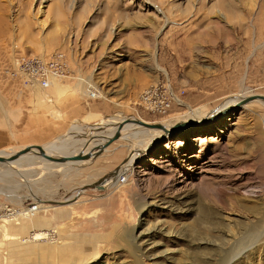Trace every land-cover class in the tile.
Segmentation results:
<instances>
[{"label":"rangeland","instance_id":"374dc122","mask_svg":"<svg viewBox=\"0 0 264 264\" xmlns=\"http://www.w3.org/2000/svg\"><path fill=\"white\" fill-rule=\"evenodd\" d=\"M55 52L68 89L39 99L14 58ZM157 84L178 98L165 113L143 99ZM252 94L264 95V0H0V155H73L109 120L173 126L188 119L182 103L205 118ZM190 126L126 167L138 146L121 137L77 164L0 163V214L17 212L0 221V264H264V104ZM31 191L45 207L24 217Z\"/></svg>","mask_w":264,"mask_h":264},{"label":"bare ground","instance_id":"6f19581e","mask_svg":"<svg viewBox=\"0 0 264 264\" xmlns=\"http://www.w3.org/2000/svg\"><path fill=\"white\" fill-rule=\"evenodd\" d=\"M161 12V11H160ZM156 67L159 69V70H161L162 72H164L160 67H159V65H156ZM53 81V82H52ZM35 84H38V83H35ZM52 84V85H51ZM51 85V87L54 89V91H57L59 94H62L63 92L65 93V91L67 90V87H65V85H62V84H60L58 81H57V78L56 77H51L50 78V80H49V86ZM48 86V87H49ZM89 95H90V93H89ZM242 96V98H244V97H246V95H241ZM241 98V99H242ZM235 99V98H234ZM241 99H236V100H232V101H230V102H227V103H225V104H223V106H221L220 108H219V110L217 111V112H224V113H228L229 111H231L232 109H233V107H234V105H235V103H237V102H239ZM260 101V100H259ZM261 103H263L264 104V102H262V101H260ZM182 104H184L187 108H188V110H189V116L187 117L188 119L185 121V122H183L182 124H180V126L178 127L179 129L181 128V130L182 129H185L186 127H191L190 126V123L192 122V121H195V122H200L201 120L203 121L205 118H208V117H203V115L202 114H199V111L198 110H196V109H192V108H190V106L188 105V104H185V103H182ZM210 116V115H209ZM137 120H139V119H137ZM123 120H119V121H117V122H114L113 120H109L107 123H105V124H108V125H113V126H115V127H113V128H111V129H113L112 130V132L111 133H108V134H102V135H100V139H94V140H98L96 143L94 142V143H85V144H83L82 145V147L79 149V150H77V152L78 151H81L82 150V152L83 153H88V152H92L93 150H95V148H98V147H100L102 144H103V142L108 138V137H110L112 134H113V132H115V129L114 128H117V125L120 123V122H122ZM189 121V122H188ZM211 120H209V122H210ZM116 123V124H115ZM171 125H168V124H164L162 127H164V128H166V130H168V131H162L161 129H152V128H146V127H143V126H140V125H138L136 122H134V121H131V122H128V123H125V124H123L122 125V128H121V130H120V137L121 138H123V139H129V140H132L134 143H135V145H137L136 147L137 148H135V150H134V152L135 153H133V155L131 156V158H130V160H129V162L124 166V167H126V166H128V165H130V163L134 160H137V158L139 157V155H140V153H141V151H147V150H149L152 146H153V143L157 140V138L159 139L161 136L160 135H167L170 131H169V127H170ZM110 131V130H109ZM105 132V131H104ZM148 133V136H150V141H148L149 143H147V145H149V146H147L148 148L147 149H145V148H143L145 145V139H143V135L142 134H145V133ZM102 133V132H101ZM173 133V132H172ZM145 136V135H144ZM160 136V137H159ZM145 138V137H144ZM71 145V144H70ZM45 146H43V148H44ZM142 147V148H141ZM71 147H69V146H66L65 144H59V145H48L47 147H45L44 148V150H45V152L47 153V154H49V155H52V156H60V155H70V153H69V149H70ZM89 149V150H88ZM71 150V149H70ZM75 152V151H74ZM16 153V152H15ZM15 153H12V154H10V155H7V156H5V157H8V156H11V155H13V154H15ZM57 154V155H56ZM2 156H4V155H2ZM19 159H23V160H30V159H32V160H30V161H33V160H36V159H40L41 161H44V162H49V164L51 163L50 161H47V160H45V159H43L42 157H40L38 154H37V150L35 149L34 151H30V152H28V153H25V154H22V155H20L18 158H16V159H14L13 161H10V162H6L5 164H7V165H11L13 162H15V161H17V160H19ZM78 162H83V161H76V162H71V163H78ZM86 162V161H85ZM52 163H54V164H56V165H58V166H63V165H67V162L66 163H56V162H52ZM121 168L120 170H119V172H116L115 174H116V177H114V178H111V179H107L106 181H105V185H117V178H118V176L119 175H117V174H120V173H122L124 170H125V168ZM8 171H9V169H8ZM65 171V172H64ZM64 175L65 176H67L69 173H66L67 172V169L66 168H64ZM12 172V171H11ZM104 185V186H105ZM102 186V185H101ZM39 190V189H38ZM240 191V190H239ZM43 192V191H42ZM242 192V191H241ZM36 193L37 192H32L31 191V193H30V195L31 196H33V198L35 199V201L36 202H38V204H37V206H35V208L33 209V208H29L30 210H27L26 212L24 211L23 212V216L24 217H28V216H33L36 212H37V210H40V209H42L43 207H45V205L42 203V201L37 197V195H36ZM245 193H248V194H252L253 192L252 191H250V190H247V191H245ZM257 208V207H256ZM255 207L254 208H251V210L253 209L254 211H256L257 209H256ZM34 210H36V211H34ZM29 211V212H28ZM28 212V213H27ZM6 214H11L10 216H13L14 215V218L17 216L16 214H17V212H8V213H4V214H0V220H2V219H4L3 218V216L4 215H6ZM28 215V216H27ZM44 233H39V234H37V235H35V240L36 239H40V238H43V235ZM46 236V235H45Z\"/></svg>","mask_w":264,"mask_h":264},{"label":"built area","instance_id":"2783aa9c","mask_svg":"<svg viewBox=\"0 0 264 264\" xmlns=\"http://www.w3.org/2000/svg\"><path fill=\"white\" fill-rule=\"evenodd\" d=\"M14 60L13 74L18 76L23 84L38 83L41 87L47 88L51 77L61 78L68 73L67 57L64 52H55L48 57L18 53ZM90 96H95L93 91H90ZM143 99L152 104L154 108L152 110L160 113H165L172 102L178 100L169 84L151 87L144 92ZM35 206L32 205L31 208L34 209Z\"/></svg>","mask_w":264,"mask_h":264},{"label":"water","instance_id":"95a60500","mask_svg":"<svg viewBox=\"0 0 264 264\" xmlns=\"http://www.w3.org/2000/svg\"><path fill=\"white\" fill-rule=\"evenodd\" d=\"M252 100H260L262 102H264V95L261 94H252V95H248L244 98H242L239 102L235 103L234 107H239L244 103L250 102ZM233 107V108H234ZM223 112V111H222ZM222 112H217V110H212L211 114H209L210 116H208V118H205L203 121L201 120L200 122H195L192 121L190 123L194 124V123H204L206 121L211 120L212 118H214L216 115L221 114ZM224 113V112H223ZM134 121L136 122L138 125L146 127V128H152V129H161L162 131H168L166 130V128L162 127L163 125L160 124H151L148 122H144L142 120H137L134 117H128L126 119H124L122 122H120L117 125V128L115 130V132H113V134L108 137L103 144L98 147L95 148V150H93L91 153H83L82 151L77 152L76 154L73 155H62V156H52L49 155L45 152L44 148L42 147V145H27L24 146L21 150H19L18 152H16L15 154L5 157L0 155V163H6V162H10L13 161L14 159L18 158L20 155L28 153L30 151H34L35 149L37 150V154L42 157L43 159L50 161V162H56V163H71V162H76V161H87L90 158L96 157L98 156L110 143H112L113 141L117 140L118 138H120V130L122 128V125L128 122ZM100 125V124H99ZM101 126V125H100ZM180 126V123L177 122L175 123L173 126L169 127V131L177 129ZM88 142V141H86ZM84 142V144L86 143ZM99 187H102L101 185H99ZM75 200V199H74ZM56 205H62L63 202H55Z\"/></svg>","mask_w":264,"mask_h":264},{"label":"crops","instance_id":"0c3cea01","mask_svg":"<svg viewBox=\"0 0 264 264\" xmlns=\"http://www.w3.org/2000/svg\"><path fill=\"white\" fill-rule=\"evenodd\" d=\"M32 87H33L35 93L38 95L39 99H40V98H43V97L45 98V97L50 96V95L47 94L44 90H49V91L52 92V93L55 92L54 89H53L51 86H49V87H47V88H43V87H41L40 85L33 83V84H32ZM65 87H67V89H68V86L65 85ZM54 217H55L56 219H58V215H57V213H55ZM28 220H30V218H28ZM0 221L2 222L3 227L5 228V223L9 222L10 220L5 219V220H0ZM3 230H4V229H3ZM37 233H39V232H37ZM37 233L35 232L34 235H36ZM33 238H34V236H33Z\"/></svg>","mask_w":264,"mask_h":264}]
</instances>
